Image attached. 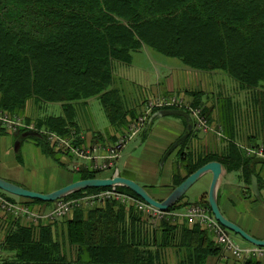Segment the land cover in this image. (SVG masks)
I'll return each instance as SVG.
<instances>
[{
  "label": "trees",
  "instance_id": "16d2710c",
  "mask_svg": "<svg viewBox=\"0 0 264 264\" xmlns=\"http://www.w3.org/2000/svg\"><path fill=\"white\" fill-rule=\"evenodd\" d=\"M142 47L176 57L191 68L224 69L241 85L257 87L264 83V0H0V107L21 114L30 99L40 106L59 102L61 112L37 117L35 126L73 136V142L80 143L75 101L98 96L110 123H125L120 91L112 85V64L130 63ZM193 104L200 106L198 101ZM190 133L178 139L179 155L186 158L190 156L181 146ZM32 136L54 158L64 153L43 134ZM216 159L230 169L242 167L246 180L253 173V159H242L230 143L227 156L206 154L182 163L187 174L176 170L173 184ZM77 173L78 178L99 176L91 170ZM105 187L76 190L66 197ZM117 188L140 198L125 186ZM181 197L166 210L186 204L180 203ZM22 198L30 207L53 201ZM104 201L86 210L76 207L63 221V242L53 229L55 221L26 224L15 218L0 240V264H203L222 247L197 222L187 225L162 218L157 226L148 227V215L127 210L119 201ZM196 203L213 214L207 199ZM171 244L192 251L171 263L161 253ZM244 264L259 262L250 255Z\"/></svg>",
  "mask_w": 264,
  "mask_h": 264
},
{
  "label": "crops",
  "instance_id": "0c3cea01",
  "mask_svg": "<svg viewBox=\"0 0 264 264\" xmlns=\"http://www.w3.org/2000/svg\"><path fill=\"white\" fill-rule=\"evenodd\" d=\"M132 58L128 64L118 60H114L112 64V85L120 91L126 115L125 123H110L102 131L97 129L94 123L85 125L81 112L89 97L84 101H75V117L82 138L81 143H88L102 137L112 142L119 136L125 135L129 131L130 122L143 113L148 98L174 93L189 101H198L207 112L211 126L209 130L204 131L196 127L192 119L189 121L188 117L182 113L157 114L158 110L163 108L154 110L149 113L140 130L125 141L117 156L114 169L118 174L133 178L147 188L156 199L161 200L175 187L172 182L174 172L178 170L181 176L187 174L186 167L182 163L188 162L189 159L193 162L194 159L206 154L227 156L230 143H233L237 147V154L242 159H253L251 163L253 173L246 180L242 176V167L230 169L220 161L222 173L216 191L218 206L227 218L251 235L259 239L264 238V163L255 161L258 157L248 155L243 148L245 145L259 143L264 145V83L257 87L241 85L224 69L191 68L176 57L160 56L157 51L148 47L135 51ZM124 91L130 94L129 105ZM193 92L196 94L193 95ZM61 108L59 102L40 106L30 99L26 102L21 115L30 122H35L37 117L44 114H59ZM190 130L186 143L183 147L181 146V151L190 156L186 158L179 155L178 139L183 135L186 137ZM14 141L20 152L19 149L14 151ZM64 158L70 159L66 153L60 152L54 158L45 152L32 135H25L21 131L0 132V176L16 184L47 192L75 181L78 179V173L71 169L70 163L68 165ZM41 165L42 167L50 166L55 170L48 175V180L51 182L46 188L38 183L37 173ZM62 167L77 173V176L73 177L64 172ZM211 176V171H206L200 177L199 183L202 189L195 195L198 200L207 199L208 201L207 189ZM252 176L255 177L256 191L252 186ZM13 197L16 201L24 200L22 196L13 195ZM181 198L180 203H186L179 207L181 209L190 203L197 202L187 198L185 193ZM104 202L81 208L86 210L102 206ZM51 204L36 203L31 208L47 210ZM200 204L205 206L203 203ZM124 206L127 210L134 208ZM71 214L72 212L67 216L71 217ZM9 215L0 209V240L13 222L10 219H15ZM18 220L24 221L23 218ZM171 220V222L178 221L190 225L184 219ZM149 221L148 227L159 224V221ZM62 224L64 230L65 222L62 221ZM159 234L160 231L157 230L156 236L159 237ZM211 237L214 239L213 234ZM250 244L253 243L240 245ZM191 251L192 248L184 245L172 244L165 245L161 249L163 258L171 263L186 258ZM256 258L259 264H264V257ZM233 262L231 254L221 247L218 253L209 254L203 264H232Z\"/></svg>",
  "mask_w": 264,
  "mask_h": 264
},
{
  "label": "built area",
  "instance_id": "2783aa9c",
  "mask_svg": "<svg viewBox=\"0 0 264 264\" xmlns=\"http://www.w3.org/2000/svg\"><path fill=\"white\" fill-rule=\"evenodd\" d=\"M177 107L190 113L193 124L207 131L211 128L207 115L199 106L193 105L189 100H185L175 94L157 95L148 98L145 102L143 113L138 116L129 127V131L117 138L114 142L93 139L91 142L77 143L73 142V136H64L49 129L37 128L33 121L28 122L18 114H12L0 107V130L16 132L19 129L36 130L46 136L48 142L57 149H62L68 154L71 169L75 172L103 171L112 170L111 175H116L115 162L125 141L140 130L145 119L153 110L159 108ZM245 153L255 157H264V145H245ZM110 175V176H111ZM118 186H107L101 190L82 192L76 196L62 197L53 200L47 210L31 208L22 201L10 199L0 191V209L13 218H24L28 223H37L40 221H53L61 218L64 214L72 212L76 207H84L104 200H114L120 203L134 207L135 210L144 215H148L152 221L158 222L162 218L185 219L187 223L197 222L203 227H207L213 234L214 240L221 244L222 248L231 254L236 264H244L250 256L264 257V245L250 244L248 246L240 245L232 238L228 229L218 222L214 215L208 211L206 206L200 203H190L183 209L175 208L172 210L158 209L152 204L131 195L125 190L117 188Z\"/></svg>",
  "mask_w": 264,
  "mask_h": 264
},
{
  "label": "water",
  "instance_id": "95a60500",
  "mask_svg": "<svg viewBox=\"0 0 264 264\" xmlns=\"http://www.w3.org/2000/svg\"><path fill=\"white\" fill-rule=\"evenodd\" d=\"M172 112L175 113H182L186 117H188L189 121H191V115L188 112H185L182 109H159L157 114H170ZM25 135H38L41 134L37 132L36 130H27L23 132ZM185 135H183L179 140L184 138ZM17 146V144H16ZM255 161L257 162H263L264 163V157H258L255 158ZM206 171H211L212 176L210 179V184L207 189V198H208V204L210 207V210L212 211L215 219L220 222L222 225H224L229 231L237 233L239 236H241L243 239L256 244V245H264V238L259 239L251 235L248 231L244 230L240 225L235 223L234 221H231L229 218H227L222 211H220V208L218 206L217 197H216V191L218 186V180L221 176L222 169H221V162L219 160H210L205 163H203L201 166L196 168V170L192 171L187 175L182 181H180L175 187L161 200L156 199L150 191L145 188L143 185L138 183L133 178H128L126 176H123L121 174L111 175V176H93L89 178H78L75 179V181H72L70 183L64 184L61 187L47 191V192H41L35 189H29L26 188L20 184H16L6 178H2L0 176V189L5 190L13 195L16 196H23L28 198H39L43 201L47 200H56L60 199L70 193L76 192V190L90 188V187H104V186H125L131 190H133L142 200L145 202H148L152 204L153 206L157 207L158 209H167L168 207L174 205L180 197L187 191L190 185L196 180H198L203 173ZM252 186L254 190L256 191V182L255 177L252 176Z\"/></svg>",
  "mask_w": 264,
  "mask_h": 264
},
{
  "label": "rangeland",
  "instance_id": "374dc122",
  "mask_svg": "<svg viewBox=\"0 0 264 264\" xmlns=\"http://www.w3.org/2000/svg\"><path fill=\"white\" fill-rule=\"evenodd\" d=\"M156 53V52H155ZM160 56H163L162 54L158 53ZM165 58V57H164ZM116 63V62H115ZM124 94H125V98H126V101L128 103V105L130 104V101L129 100V96L130 94H127V92L124 91ZM174 94V93H172ZM171 95V94H170ZM181 98H183L181 95H178V94H175ZM186 100V99H185ZM192 104L193 102L190 101ZM195 105V104H193ZM195 106H199V105H195ZM199 107L202 108V106L200 105ZM183 110V109H182ZM42 111V110H41ZM203 111V110H202ZM205 113V112H204ZM82 116H83V121L85 123V125L87 123L91 124V123H94L95 127L99 130H103L105 127H108L110 125V121H109V117L106 115V112L104 110V107L102 105V102H100L98 96H90L88 99H87V104L82 108V112H81ZM206 114V113H205ZM20 115L22 118L23 116L21 114H18ZM141 115V114H140ZM139 115V116H140ZM138 117V116H137ZM135 117L131 122L130 124L137 118ZM25 119V118H24ZM30 122V121H29ZM130 127V126H129ZM122 136V135H121ZM120 137V136H119ZM118 137V138H119ZM96 139H99V140H105V141H108L106 138L102 137V139L100 138H96ZM128 141V140H127ZM108 142H111V141H108ZM114 142V141H112ZM87 144V143H86ZM13 147H14V151H17L19 148H17L16 144H15V141L13 142ZM19 152L21 151L20 149L18 150ZM68 155V154H67ZM63 160H65V162L67 161L68 162V165L70 163V159L68 158H64ZM62 170L68 174H70L71 176L73 177H76L77 176V173H72L70 170H68L67 168L65 167H62ZM54 168H51L50 166H46V167H42L39 166L38 168V173H37V177H38V183L43 187V188H46L47 185H49V183L51 182L50 180H48V175H50L51 173H54ZM80 172V171H79ZM97 175L99 176H107V175H110L112 174V170H103V171H95ZM118 173V172H117ZM200 178L196 181H194L192 183V185L189 186V188L187 189V191L185 192V196L187 198H190L192 201H198V198L195 196L196 193H199L201 191V185H200ZM11 194V193H10ZM73 212V211H72ZM71 212L67 213V214H70ZM67 214H64L60 219H55L53 221L55 222H52V225H53V229L54 231L56 232V236L62 240V242L64 241L63 237H64V234H65V231L63 230V224H62V221H64V219L67 216ZM24 219V218H23ZM11 221H14L13 219H10ZM24 223L26 224H30L28 223L25 219L23 221ZM232 238H234L239 244H248L250 243L249 241L243 239L241 236H239L238 234L234 233V232H231L229 231ZM65 245V244H64ZM65 250H66V255L67 256H71V249H69V246L65 245Z\"/></svg>",
  "mask_w": 264,
  "mask_h": 264
}]
</instances>
